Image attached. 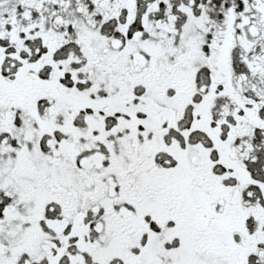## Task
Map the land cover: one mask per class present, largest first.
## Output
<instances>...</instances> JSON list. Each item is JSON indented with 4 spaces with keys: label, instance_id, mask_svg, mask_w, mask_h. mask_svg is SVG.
I'll list each match as a JSON object with an SVG mask.
<instances>
[{
    "label": "snow or ice",
    "instance_id": "1",
    "mask_svg": "<svg viewBox=\"0 0 264 264\" xmlns=\"http://www.w3.org/2000/svg\"><path fill=\"white\" fill-rule=\"evenodd\" d=\"M0 264H264V0H0Z\"/></svg>",
    "mask_w": 264,
    "mask_h": 264
}]
</instances>
